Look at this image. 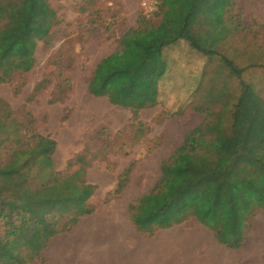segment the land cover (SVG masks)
Wrapping results in <instances>:
<instances>
[{"label": "trees", "instance_id": "16d2710c", "mask_svg": "<svg viewBox=\"0 0 264 264\" xmlns=\"http://www.w3.org/2000/svg\"><path fill=\"white\" fill-rule=\"evenodd\" d=\"M238 1L157 0L162 37L170 30L161 48L180 58L191 49L193 60H202L192 68L209 73L210 79L196 83L192 77L190 89L179 86L178 100L161 116L182 117L191 110L205 120L161 164L157 185L129 206L130 220L142 236L152 238L195 218L220 243L236 245L256 213L264 211V27L255 34L244 28L234 13ZM121 23L113 19L114 33ZM137 33L124 39H135ZM236 44L240 48L232 54ZM0 53V71L30 70L24 61L31 54L27 49L16 52L13 62L6 60L12 51L0 48ZM249 57L255 58L251 65L246 64ZM61 88L63 94L72 89ZM31 127L28 119L0 104V264H46L44 252L52 239L71 233L82 218L94 214L90 200L98 188L85 181L86 156L74 163L81 165L79 171H56L52 157L57 144ZM130 128L109 143L102 141V150L116 147L129 155L151 134L137 119Z\"/></svg>", "mask_w": 264, "mask_h": 264}, {"label": "rangeland", "instance_id": "374dc122", "mask_svg": "<svg viewBox=\"0 0 264 264\" xmlns=\"http://www.w3.org/2000/svg\"><path fill=\"white\" fill-rule=\"evenodd\" d=\"M234 13L254 34L264 27V0H239ZM0 17V48L13 52L6 60L13 62L16 52L24 49L31 53L25 60L20 57L30 67L28 72L0 71V102L17 118L28 119L31 132L55 141L56 171H79L81 165L74 163L84 154L85 181L98 188L90 200L94 214L82 218L71 233L52 239L44 252L46 264L57 261L50 259L56 242L71 240L77 230L112 210L120 214L132 235L126 242L129 259L131 243L149 239L137 233L129 206L157 185L161 164L205 120L191 110L182 117L161 116L178 100L179 86L190 89L192 77L196 83L200 78L208 81L209 73L192 68L202 60H193L191 49L189 56L185 50L180 58L161 48L170 30L162 37L157 0H18L10 4L0 0ZM116 18L124 26L121 23V30L114 33ZM133 32H138L135 39H124ZM250 39L254 48L256 41ZM151 46L155 47L149 50ZM238 48L239 44L231 48L232 54ZM254 61L249 57L246 64ZM182 79L186 81L181 83ZM62 86L72 89L63 94ZM134 119L150 130L146 141L134 146L129 155L116 147L112 152L102 150V141L109 143L122 130H131ZM132 136L128 133L125 140ZM259 225L264 229V219ZM257 251L255 259H264V247ZM136 259H143L141 253Z\"/></svg>", "mask_w": 264, "mask_h": 264}, {"label": "crops", "instance_id": "0c3cea01", "mask_svg": "<svg viewBox=\"0 0 264 264\" xmlns=\"http://www.w3.org/2000/svg\"><path fill=\"white\" fill-rule=\"evenodd\" d=\"M263 219L264 211L257 212L243 242L236 245L220 243L209 227L190 218L145 242L137 241L143 259H57L54 264H264V259H255L257 249L264 247V229L259 225ZM143 252L152 259H144Z\"/></svg>", "mask_w": 264, "mask_h": 264}, {"label": "bare ground", "instance_id": "6f19581e", "mask_svg": "<svg viewBox=\"0 0 264 264\" xmlns=\"http://www.w3.org/2000/svg\"><path fill=\"white\" fill-rule=\"evenodd\" d=\"M130 237L122 217L112 210L92 221L88 228L77 230L71 240L56 242L50 259H126V242ZM136 246L131 243L129 259L138 257Z\"/></svg>", "mask_w": 264, "mask_h": 264}]
</instances>
